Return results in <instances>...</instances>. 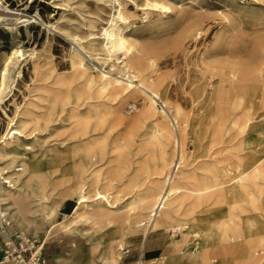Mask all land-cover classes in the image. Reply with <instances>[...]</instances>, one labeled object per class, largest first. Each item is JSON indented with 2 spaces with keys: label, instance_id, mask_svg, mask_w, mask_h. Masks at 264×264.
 <instances>
[{
  "label": "bare ground",
  "instance_id": "6f19581e",
  "mask_svg": "<svg viewBox=\"0 0 264 264\" xmlns=\"http://www.w3.org/2000/svg\"><path fill=\"white\" fill-rule=\"evenodd\" d=\"M113 1L117 7L106 21L107 25L98 35L90 31L88 42L84 44L80 36L65 32L58 22L46 23L38 14L29 15L0 0V24H8V19H14L8 26L12 28L17 22L22 25L35 22L70 37L71 72L77 77L85 76L88 84H91L92 76L86 61L99 62L101 58V62L106 63L114 56L116 63H122L118 73L100 68L97 89L105 91L101 99L88 95L80 100L81 93H76L69 101L53 91L45 98L47 104L43 114L46 118L57 107V111L64 112L69 120L67 133L57 144L46 145L42 140L38 142L39 150H32L35 141H28L29 135L38 128L36 125L41 117L33 109L39 107L36 102L29 101L21 107L16 105L13 116L4 111L8 122L5 133L0 137V228L9 236L10 230L4 227L8 225L15 237L26 241L32 248L31 235L38 233L41 220L54 215L55 207L48 202V191L61 185V199H75L70 212L72 219L57 222L64 230L77 221L111 222V226L99 236L101 241L97 247V255L108 260L107 264L122 262L125 251L122 242L126 236L142 230V248L148 234L159 229L181 230L179 238H171L172 247L181 244L187 236L189 241L186 242L193 243L189 246L193 249L184 257L179 256V249L177 253L174 249L164 264H264V150L252 147L243 151L252 146L248 145V131L264 141L263 106L256 105L252 99V93L259 90L264 103V66L254 64L242 68L235 62L226 66L221 62L214 64V46L201 55L202 64L210 70L202 87L205 103H215L212 112L217 114L208 147L222 143L225 131L235 129L240 134L234 145L236 151H233L239 162L236 167H240L236 174L225 178L221 174L222 168L211 163L210 151L204 154L208 159L203 161V165L188 160L192 155L186 149L185 140L190 122L181 108L169 104L162 94L166 91L165 79L169 73L158 68L156 53L137 44L130 29L119 25L117 21L126 22L129 12L121 0ZM145 4L156 8L157 20L168 9L174 10L173 14L165 16L190 20L183 35L200 34L193 15L184 8L160 0H146ZM55 6L59 7L58 4ZM101 9L100 5L92 13L98 14ZM89 25L93 28L91 21ZM25 52L17 44L3 57L0 103L10 82L14 81L11 68L15 67L16 73L20 74ZM117 52L120 56L116 55ZM111 65L114 66L115 62ZM33 67L38 68L37 61L33 62ZM215 75L218 81L213 85L211 78ZM230 96L236 97V103H244L240 113L234 117H229L223 110L224 99ZM69 102L74 103L66 107ZM123 103L138 110V114L128 120L129 132L123 141L115 144L119 153L114 150L115 157L106 163L105 169H100L96 163L107 153L103 138L108 132L98 134V131L105 124L106 109L112 112L117 122L126 121L123 112L127 107L122 110ZM81 104L87 105L83 111L78 108ZM204 104L199 107L200 111L204 110ZM250 111L255 112L254 116H250ZM195 141V136L191 137V143L196 144ZM121 147L130 153L122 151ZM133 156L138 157L133 159ZM202 168L204 173L197 171ZM55 173L53 182L49 183L48 178ZM119 186L125 197L121 205L114 204L115 199L107 191ZM202 208V213L195 214ZM180 215H189V218L178 221ZM199 219L204 220L198 226ZM54 226L44 229L37 252ZM76 229L73 227V231ZM198 236L200 241H196ZM13 241L6 240L11 244ZM93 248L95 246L90 247V251ZM214 250L217 255L209 256ZM54 258L58 259V264H65L67 257L56 255ZM160 262L155 259L149 264ZM136 263L146 264L141 255ZM40 264H52V261L45 259ZM85 264H93V259L88 258Z\"/></svg>",
  "mask_w": 264,
  "mask_h": 264
},
{
  "label": "rangeland",
  "instance_id": "374dc122",
  "mask_svg": "<svg viewBox=\"0 0 264 264\" xmlns=\"http://www.w3.org/2000/svg\"><path fill=\"white\" fill-rule=\"evenodd\" d=\"M4 1L10 6L22 9L29 15L38 14L46 23L58 22L65 32L80 36L84 44L88 42L90 31L97 35L102 32V28L107 25L106 21L111 17L110 14L117 7V3L113 0H106L105 2L99 0ZM121 1L129 12V17L124 23L117 22L125 29H130L137 44L151 49L153 54L156 53L158 68L161 72L169 73L165 79L166 91L162 94L167 98L169 104L179 106L190 122L185 140L186 149L192 155L188 157V160L196 165H203V161L208 159V156L205 157L204 154L210 151L213 166L221 167V174L225 178L233 176L240 167H236L239 162L233 155V151H236L234 145L239 140L240 134L236 133L235 129H231L229 132L225 131L222 143L211 148L208 147L209 143L207 142L216 122L217 114L212 112L215 103H205L206 95H204L202 87L207 82L205 76L210 70L205 69L201 55L214 46L216 49L214 64L221 62V64L226 63L224 65L226 66L230 62H235L239 63L242 68L252 67L254 64L264 66V45H260L264 43V0H160L166 4H174L177 8H184L193 15V19L200 29V34H188L187 36L183 33L189 27L190 20L165 16V14H173L174 10L168 9L167 12L165 11L160 15L161 19L157 20L156 8L147 6L146 0ZM56 4L59 7L55 6ZM100 5L102 9L97 11L98 14L92 13ZM14 21V19H8L6 21L8 24H0V68L4 55L8 54L13 46L19 44L26 52L25 58L20 63V74L16 73L15 67L11 68L14 81L10 82L5 91L4 100L0 103V137L5 133L8 122V117L5 116L4 111L8 116H13L16 105L21 107L29 101H34L39 107L33 109L41 117L36 125L38 128L29 135L28 141L34 139L35 146L32 150L35 151L39 150L38 142L45 140L44 144L46 145L57 144L68 130L69 120L66 119L64 112L57 111V107L50 114V117L46 118L43 114L47 104L45 98L50 92L59 93L61 96L67 97L69 101L74 99L76 93H81L80 100L83 97L87 98L88 95L97 96L98 99H101L105 91H98L97 89L100 83L97 75L100 68L105 67L109 71L118 73L122 63H116L114 56H111L110 61L106 63L101 62V58H99V62L95 60L86 61V67L92 76V82L88 84L85 81V76L77 77L71 72L72 43L69 42L70 37H65L52 28L35 22L27 25L17 22L12 28L8 27ZM90 21L93 28H90ZM116 55L120 56V53L117 52ZM34 61L38 62L37 69L33 67ZM112 62H115L114 66L111 65ZM228 67L226 68L228 69ZM211 81L215 85L218 81L217 75L213 76ZM252 97L256 105L263 106L261 110L264 117V103L259 90L252 93ZM84 101L87 100L82 102ZM116 101L117 99L112 100L111 103ZM72 103H67L66 107L71 106ZM203 104L205 108L200 111L199 107ZM243 106L244 103L238 104L236 97L230 96L226 100L224 99L223 110L228 113L229 117H234L240 113ZM126 107L127 110L123 112L126 121L123 123L117 122L115 117L113 118L112 112L106 109L108 113H106L105 124L98 131V134L103 131L108 132L107 136L103 138L107 153L102 160L96 163L100 169H105L106 163L115 157L116 153H119L120 150H117L115 144H120L123 141V137L129 132L128 120L135 118L138 114V110L128 108L126 103L122 104L121 109L124 110ZM78 108L83 111L87 105L81 104ZM254 114L255 112L250 111V116H254ZM227 122L228 120L225 124ZM224 129L226 130V127ZM247 134L249 137L248 145L252 146L243 149V151L252 147L264 150V141L261 142L257 134L251 131H248ZM193 136L196 138V144L191 143ZM121 150L130 153L127 148L121 147ZM137 157L133 156L132 158ZM197 171L205 172L203 168ZM56 175V173L51 175L48 182H53V177ZM60 189L61 185L48 191V202L49 204L53 203L55 207L54 215L47 220H41L42 223H39L41 226L37 234H30L33 243V255L40 254L44 261L50 259L52 264H58V259L54 258L56 255L67 257L65 264H85L88 258L93 259V264H107L108 260L97 255V247L101 241L99 236L111 226V222L108 220L96 221V223L92 220L77 221L69 229L64 230V227L57 222L68 218L72 219L70 212L75 204V199L63 201L59 195ZM108 189L112 199H115L114 204L121 205L125 201L120 186L117 189L115 187ZM203 210L204 208L195 214L202 213ZM188 218L189 215L185 217L180 215L178 221ZM203 220L199 219L197 225L199 226ZM52 224L55 226L50 229L41 249L37 252V246L41 241L44 229L50 228ZM4 227L8 231L10 230L9 236L0 228V245L4 240H14L13 246L19 244L28 246L26 241L15 237L13 230L8 225H4ZM73 227H77L78 232L73 231ZM180 236V229L151 231L141 248L142 230H139L133 236H126L123 239L122 243L126 253L123 255L122 262L118 261L117 264H137L139 255H141L143 263L149 264L152 260L159 259L161 260L160 263L164 264L174 249L175 253L179 249V256L184 257L190 249H193L192 247L189 248L193 243H187L189 241L186 240L189 237L187 236L181 244L172 247L171 238H179ZM196 241H200V236L196 238ZM92 246L95 248L90 251ZM216 255L217 251L214 250L209 256L214 257Z\"/></svg>",
  "mask_w": 264,
  "mask_h": 264
},
{
  "label": "built area",
  "instance_id": "2783aa9c",
  "mask_svg": "<svg viewBox=\"0 0 264 264\" xmlns=\"http://www.w3.org/2000/svg\"><path fill=\"white\" fill-rule=\"evenodd\" d=\"M43 261L40 254L33 255L32 248L28 246H13L6 240L0 245V264H40Z\"/></svg>",
  "mask_w": 264,
  "mask_h": 264
}]
</instances>
